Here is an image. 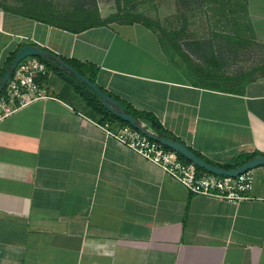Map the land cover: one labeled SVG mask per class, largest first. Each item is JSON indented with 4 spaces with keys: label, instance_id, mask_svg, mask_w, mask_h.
<instances>
[{
    "label": "crops",
    "instance_id": "obj_1",
    "mask_svg": "<svg viewBox=\"0 0 264 264\" xmlns=\"http://www.w3.org/2000/svg\"><path fill=\"white\" fill-rule=\"evenodd\" d=\"M41 1L0 0V74L37 45L98 68V87L216 166L264 154V73L220 87L101 0L93 9L114 21L80 32L54 24ZM246 5L264 47V0ZM37 82L48 97L0 121V264H264V166L247 200L193 195L108 137L64 87Z\"/></svg>",
    "mask_w": 264,
    "mask_h": 264
},
{
    "label": "rangeland",
    "instance_id": "obj_2",
    "mask_svg": "<svg viewBox=\"0 0 264 264\" xmlns=\"http://www.w3.org/2000/svg\"><path fill=\"white\" fill-rule=\"evenodd\" d=\"M110 13L121 17L145 18L163 40L172 56L181 55L197 71L220 79L256 78L264 73V47L254 39L246 0H101ZM93 0H42L44 15L58 16L56 24L85 26L93 12ZM205 59H196L188 44ZM183 58V59H184ZM52 75V76H51ZM44 80L64 87V81L50 73ZM226 84V83H224ZM222 86V84H219ZM226 85H230L229 83ZM73 100H79L75 95Z\"/></svg>",
    "mask_w": 264,
    "mask_h": 264
},
{
    "label": "built area",
    "instance_id": "obj_3",
    "mask_svg": "<svg viewBox=\"0 0 264 264\" xmlns=\"http://www.w3.org/2000/svg\"><path fill=\"white\" fill-rule=\"evenodd\" d=\"M48 74L47 65L38 58L30 57L24 60L12 74L0 97V121L16 111L18 107L47 98V91L37 82V77ZM96 125L103 129L108 137L162 169L193 195L229 202L249 199V193L254 184L253 170H247L235 178L202 172L194 164L184 162L176 152L152 140L140 129L131 125L100 124L99 122ZM141 127L155 133L145 123L141 124Z\"/></svg>",
    "mask_w": 264,
    "mask_h": 264
},
{
    "label": "trees",
    "instance_id": "obj_4",
    "mask_svg": "<svg viewBox=\"0 0 264 264\" xmlns=\"http://www.w3.org/2000/svg\"><path fill=\"white\" fill-rule=\"evenodd\" d=\"M95 1V0H93ZM95 5V4H94ZM117 17H119L122 20H126L125 18L127 17H121L119 15H117ZM130 19L126 20L127 23H133L135 21H143L145 25L155 29L153 26H151V23L148 22L145 18H139V17H134L130 15ZM89 21L85 26H82L81 28L78 27H71V26H64L61 24H56L61 28H66L69 29L73 32H80L84 29L82 28H90L94 25H98V24H108L112 21H114L113 18L110 19H106L104 21L100 20V18L98 17V14L96 13L95 10H93V12L90 14L89 16ZM163 42V40H162ZM190 45L193 44H188V47H190ZM165 50L166 47L164 46ZM47 50V49H45ZM191 50V49H190ZM19 51V50H18ZM17 52H15L11 58L9 59V61L7 62L5 68L3 69V71L0 74V79L2 77V75L4 74L6 68L8 67V65L10 64V62L13 60V58L17 55ZM49 51V50H47ZM167 51V50H166ZM50 53H52L51 51H49ZM169 52V51H167ZM193 52L195 53V56L200 57L201 59L204 57L198 53L195 52L193 50ZM170 53V52H169ZM54 54V53H52ZM56 55V54H54ZM57 56V55H56ZM170 56L172 57V60H175V55L172 56L170 54ZM59 57V56H58ZM62 61L66 62L67 64H69L70 66H72L74 69H76L80 74H82L83 76H85L88 80H90L92 83L96 84V76H97V72H98V68L88 65V64H82V63H78L75 61H70V60H66L64 58L59 57ZM39 60H41L42 62H44L48 69L49 72H53L54 74H56L57 76H59L63 81H64V89L63 92L65 95L71 96L75 95L76 97H78L80 99V101L83 103L85 110H89L88 114L91 116V118L97 120L100 124H119V125H129L128 123L124 122L123 120L119 119L118 117H116L114 114H112L104 105L102 99L95 94L89 87H87L84 83H82L78 78H76L73 74L66 72L64 70H62L60 67L56 66L52 61L49 60H44L41 58H38ZM43 78L45 79V76H43ZM229 80L227 79H218L216 80V82H214L217 86H220L219 84L221 83L222 86H226V84H228ZM226 83V84H224ZM220 86V87H222ZM103 90V89H102ZM104 91V90H103ZM106 92V91H104ZM107 93V92H106ZM109 94V93H108ZM110 95V94H109ZM113 97V96H112ZM114 99H116L115 97H113ZM118 100V99H116ZM124 109L126 110V112H128L129 114H132L134 117H136L140 122L146 123V125L150 128L153 129V131L158 135V136H166L167 138L171 139V140H175L178 142V139L172 137L168 132H166L161 124L159 123V121L146 113H140L138 111H136L135 109L127 106V105H123ZM196 153V152H195ZM200 158H202L203 160L213 164L212 162H210L209 160H207L205 157H203L202 155L196 153ZM259 156H264V154L261 153H253L251 155H247V156H239L238 158L235 159V161L231 164L228 165H223L220 167L226 168V169H233L236 168L238 166L243 165L244 163L250 161L251 159L255 158V157H259ZM179 157L186 163H190L189 161H187L185 158H183L182 156L179 155ZM197 167V166H196ZM197 169L199 171L204 172L203 169H200L199 167H197Z\"/></svg>",
    "mask_w": 264,
    "mask_h": 264
},
{
    "label": "water",
    "instance_id": "obj_5",
    "mask_svg": "<svg viewBox=\"0 0 264 264\" xmlns=\"http://www.w3.org/2000/svg\"><path fill=\"white\" fill-rule=\"evenodd\" d=\"M30 57H36V58L52 61L56 66L60 67L62 70L73 74L82 83H84L87 87H89L95 94H97L102 99L105 107L116 117L128 123L132 127L140 129L144 134H146L152 140L176 152L178 155L182 156L190 163L194 164L195 166L199 167L200 169H203L208 173H212L223 177L235 178L247 170H254L257 167L264 166V156H259L251 159L250 161L236 168L226 169L203 160L193 150H191L182 142L171 140L166 136H158L155 133H151L150 131L142 128L141 124L144 123L140 122L132 114L126 112L123 106L111 95L104 92L100 87H98V85L92 83L90 80H88L85 76L80 74L72 66L62 61L58 56L50 53L49 51L37 45H25L19 49L17 55L10 62V64L8 65V67L6 68L4 74L0 79V97L3 94L9 79L11 78L12 74L17 69V67L24 60Z\"/></svg>",
    "mask_w": 264,
    "mask_h": 264
}]
</instances>
